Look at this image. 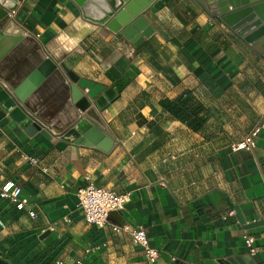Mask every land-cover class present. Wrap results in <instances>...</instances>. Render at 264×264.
Instances as JSON below:
<instances>
[{
    "label": "crops",
    "instance_id": "0c3cea01",
    "mask_svg": "<svg viewBox=\"0 0 264 264\" xmlns=\"http://www.w3.org/2000/svg\"><path fill=\"white\" fill-rule=\"evenodd\" d=\"M142 16L151 31L136 45L73 0H17L0 20V184L13 181L28 199L18 209L0 197L6 264H148L128 233L86 223L76 195L86 177L129 193L109 221L142 227L156 264H264V53L199 0H152ZM45 58L56 70L19 100L14 87ZM61 63L104 86L84 111ZM186 89L206 109L198 129L159 104ZM24 116L40 128L29 130ZM84 117L109 149L75 142ZM255 126V147L231 151Z\"/></svg>",
    "mask_w": 264,
    "mask_h": 264
},
{
    "label": "water",
    "instance_id": "95a60500",
    "mask_svg": "<svg viewBox=\"0 0 264 264\" xmlns=\"http://www.w3.org/2000/svg\"><path fill=\"white\" fill-rule=\"evenodd\" d=\"M15 2L14 6H10L8 2ZM80 8L84 17L90 21L104 25L115 33L116 37L126 40L132 44H137L144 36H147L151 29L142 16L143 10L150 4L152 0H147L142 6L134 19L124 17L123 11L128 8L130 0H73ZM201 4L213 15L220 18L226 25L234 30L242 39L249 43L257 51L264 53V0H199ZM229 5V11L226 5ZM16 0H0V20L7 15V11L15 8ZM137 21L143 22L140 32H132V28L136 26ZM4 33L0 29V41L4 38ZM71 79L72 98L76 106L84 111L89 105L90 100L103 89L100 83L78 77L72 70L68 69L64 63L60 64ZM57 66L50 59H43L39 65L26 75L20 81L13 92L19 100L24 101L36 88L56 70ZM86 93H83L82 90ZM97 103V100H95ZM13 105V104H12ZM97 105H99L97 103ZM12 107V106H11ZM10 106H6L8 110H12ZM17 109V107H16ZM14 111V110H13ZM12 111V112H13ZM23 123L27 128L39 129L40 126L36 122H32L29 116H24ZM80 131L79 136L75 140L76 143H88L96 145L102 149H109L111 139L104 131L95 125L88 123L84 117L80 119L74 126ZM120 214L119 211L109 212V217ZM40 238L45 242L51 239L49 230L41 233ZM0 264H6L0 259ZM215 264H237L233 259H220ZM242 264V263H238Z\"/></svg>",
    "mask_w": 264,
    "mask_h": 264
},
{
    "label": "built area",
    "instance_id": "2783aa9c",
    "mask_svg": "<svg viewBox=\"0 0 264 264\" xmlns=\"http://www.w3.org/2000/svg\"><path fill=\"white\" fill-rule=\"evenodd\" d=\"M16 7L17 0L15 8L8 10L6 16L9 18L12 17L16 11ZM259 129L260 126H255L242 139L232 142L230 144V150L237 151L240 149L249 150L254 148L255 136ZM22 156L33 165H37L40 160L39 157H32L25 154H22ZM41 170L46 171V167H41ZM86 179V183L76 189L77 206L81 210L86 223L96 226L110 225L111 229L115 232L128 233L132 243L141 248L147 263L156 264L159 250L149 243L146 232L142 227L133 228L125 223L118 225L110 223L109 221V212L121 211L125 203L129 200V193H116L110 188L95 185L88 177ZM0 197L14 202L18 209L23 208L28 203V199L21 196V187L11 180L4 181L0 184ZM28 214L31 217L36 216L35 212L30 209L28 210ZM244 242L249 248V253L251 255L254 254L257 249L252 236L245 235ZM55 262L56 264H62L60 260H56ZM77 263L80 264V261Z\"/></svg>",
    "mask_w": 264,
    "mask_h": 264
},
{
    "label": "trees",
    "instance_id": "16d2710c",
    "mask_svg": "<svg viewBox=\"0 0 264 264\" xmlns=\"http://www.w3.org/2000/svg\"><path fill=\"white\" fill-rule=\"evenodd\" d=\"M159 104L175 119L187 124L192 129H198L205 121V107L195 99L192 91L188 89L172 99H160Z\"/></svg>",
    "mask_w": 264,
    "mask_h": 264
},
{
    "label": "bare ground",
    "instance_id": "6f19581e",
    "mask_svg": "<svg viewBox=\"0 0 264 264\" xmlns=\"http://www.w3.org/2000/svg\"><path fill=\"white\" fill-rule=\"evenodd\" d=\"M131 2L128 5V8L123 11V16L128 17L129 19H134L137 16V12L140 11L141 6L147 1V0H130ZM15 4H12L10 6H14ZM227 8H229V5H226ZM0 12H2L0 8ZM143 27V22L142 21H137L136 26L132 28V32H140ZM11 36H7L8 41L11 42Z\"/></svg>",
    "mask_w": 264,
    "mask_h": 264
}]
</instances>
